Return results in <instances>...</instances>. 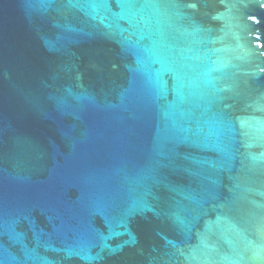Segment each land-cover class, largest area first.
Returning <instances> with one entry per match:
<instances>
[{"label":"water","instance_id":"1","mask_svg":"<svg viewBox=\"0 0 264 264\" xmlns=\"http://www.w3.org/2000/svg\"><path fill=\"white\" fill-rule=\"evenodd\" d=\"M0 264H264V0H0Z\"/></svg>","mask_w":264,"mask_h":264}]
</instances>
